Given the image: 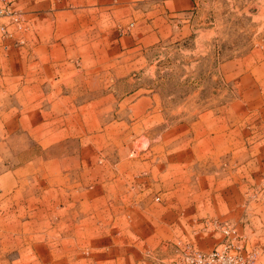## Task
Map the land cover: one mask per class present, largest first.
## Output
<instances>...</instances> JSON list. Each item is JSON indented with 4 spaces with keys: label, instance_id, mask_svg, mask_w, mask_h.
Returning a JSON list of instances; mask_svg holds the SVG:
<instances>
[{
    "label": "rangeland",
    "instance_id": "1",
    "mask_svg": "<svg viewBox=\"0 0 264 264\" xmlns=\"http://www.w3.org/2000/svg\"><path fill=\"white\" fill-rule=\"evenodd\" d=\"M185 1L178 9L170 0L105 5L98 16L100 35L91 34L85 47L73 51L100 55L95 67L85 64L80 78L88 86L82 99L100 102L95 122L88 124L92 135L82 142L55 141L61 171L56 167L51 181L40 175L33 187L28 182L7 190L0 183V264H48L49 259L56 264H126L129 247H145L144 203L153 213L161 201L159 194L145 201L138 181L148 175L154 181L162 178L158 182L164 185L184 183L178 191L185 226L158 264H181L185 243H194L192 235L210 233L215 245L222 233L205 229L206 218L234 229L232 253L249 264H264V124L259 109L264 104V0ZM7 2L23 12L34 31L27 11ZM92 14L88 19L93 21ZM31 29L23 43L0 38V48L27 46ZM85 143L109 155L108 169L117 168L102 173L108 178L103 183L68 188L77 175L62 169V160L70 162L69 152ZM124 150L129 151L121 159ZM139 160L140 169L135 165ZM67 195L84 199L63 200ZM43 196L57 197L54 236L47 230ZM32 212L41 213L34 236ZM51 242L54 253L48 250ZM64 242L72 243V253L61 251Z\"/></svg>",
    "mask_w": 264,
    "mask_h": 264
},
{
    "label": "crops",
    "instance_id": "2",
    "mask_svg": "<svg viewBox=\"0 0 264 264\" xmlns=\"http://www.w3.org/2000/svg\"><path fill=\"white\" fill-rule=\"evenodd\" d=\"M111 1L13 0V3L31 16L34 31L30 25L32 36L27 46L8 50L0 48V183L5 185L4 190L14 184L18 186L28 182L33 187V181L39 179L40 175H48V181H51L56 167L60 170L53 147L55 141L82 142L90 139L92 133L88 131V124L95 122L96 108H99L100 102L95 99H82L80 95L88 92V86L80 82V78L86 72L85 64L95 67L100 55H73V51L78 48L77 45L85 47L91 34L100 35L103 23L98 16ZM169 4L178 9L188 3L185 0H170ZM89 12L95 13L92 14L95 17L93 21L88 19ZM130 39L134 40V36L129 39L126 36V40ZM109 40L112 42L114 38ZM259 109L264 124V104ZM100 121L97 119V122ZM91 146L94 148H88L87 143L80 145L79 149L69 152L67 157H70V162H64L66 158L62 160L65 165L61 168H68L70 173L76 172L77 175L76 180L67 182L68 188L79 185L82 189L89 181L103 183L108 178L103 177L102 173L117 168V164H113L108 169L105 162L109 155L95 149L96 145ZM126 151L129 150L119 151L121 159L127 157ZM98 156H101L100 161ZM114 159L118 160L116 157ZM141 162L139 160L135 164L139 169ZM147 177L138 181L139 189L145 194V201L153 194H159L161 201L158 202L159 208L153 213L150 203H144L143 211L148 214L143 227L145 247H129L126 264H158V257L168 253V249L174 246V240L185 226L184 200L178 191L184 183L176 181L175 184L164 185V182H158L162 178L154 181L153 176ZM35 197L37 201L40 200L39 195ZM7 198L9 200L10 196ZM42 198L48 204L47 230L54 236L56 228L52 221L57 197ZM81 199L84 198L72 195L63 197V200L70 202ZM32 217L31 232L34 236L39 234L41 213L32 212ZM209 234L205 233L201 238L192 235L189 239H193V244L200 249L203 246L207 249L215 241L214 235ZM62 245L61 251L72 253L71 242H64ZM55 248L53 242L48 244L49 252L54 253ZM68 248L71 251H66ZM141 251L142 255L137 256L136 252ZM121 260H125V256ZM64 261V264H68ZM48 264H56V261L49 259Z\"/></svg>",
    "mask_w": 264,
    "mask_h": 264
},
{
    "label": "built area",
    "instance_id": "3",
    "mask_svg": "<svg viewBox=\"0 0 264 264\" xmlns=\"http://www.w3.org/2000/svg\"><path fill=\"white\" fill-rule=\"evenodd\" d=\"M1 17H5L6 20H0V38L8 40L11 37L17 43L25 42L30 24L23 12L11 7L7 0H0ZM8 22L13 25V28L8 29ZM202 224L205 229H216L222 233V237L208 250H202L193 244L185 243L181 264H249L241 256L231 252L234 229L230 225L208 218L204 219Z\"/></svg>",
    "mask_w": 264,
    "mask_h": 264
}]
</instances>
